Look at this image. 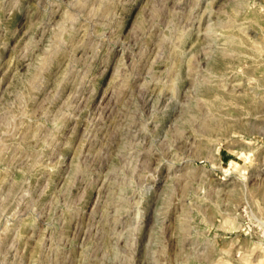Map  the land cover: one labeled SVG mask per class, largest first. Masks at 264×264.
Instances as JSON below:
<instances>
[{
    "label": "rangeland",
    "instance_id": "1",
    "mask_svg": "<svg viewBox=\"0 0 264 264\" xmlns=\"http://www.w3.org/2000/svg\"><path fill=\"white\" fill-rule=\"evenodd\" d=\"M0 264H264V0H0Z\"/></svg>",
    "mask_w": 264,
    "mask_h": 264
}]
</instances>
